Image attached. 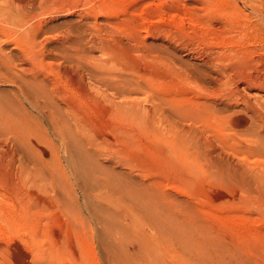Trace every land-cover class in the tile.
Listing matches in <instances>:
<instances>
[{
	"label": "rangeland",
	"instance_id": "obj_1",
	"mask_svg": "<svg viewBox=\"0 0 264 264\" xmlns=\"http://www.w3.org/2000/svg\"><path fill=\"white\" fill-rule=\"evenodd\" d=\"M39 12L21 21L44 56L0 34V264H264V91L222 67L264 73V0ZM31 64L61 98L20 94Z\"/></svg>",
	"mask_w": 264,
	"mask_h": 264
},
{
	"label": "bare ground",
	"instance_id": "obj_2",
	"mask_svg": "<svg viewBox=\"0 0 264 264\" xmlns=\"http://www.w3.org/2000/svg\"><path fill=\"white\" fill-rule=\"evenodd\" d=\"M38 1V0H37ZM49 1H51V0H39V2L41 3L40 5V7H41V9H39V7L37 8V11H36V9H34L35 8V6L34 5H36L35 4V2H36V0H4V2L3 3H0V34H5L6 35V37L8 36L7 34H10V32H12V31H21L23 34H28L30 37H31V39L33 40V42H34V46L33 47H31V48H29V49H24V53L26 54V57L28 56V53H32V55H33V58H36V57H38V56H44V43H43V41H40V42H42L43 43V45L42 46H39L38 44H39V42H36L37 41V38H36V34H37V32H38V29H39V26H38V29H33V27H35V26H33V27H30L32 24V21H31V23H27V22H22L21 20H25L24 19V17L25 16H32L33 17V15L35 14H38V13H40L39 11L41 10H45V9H47V7L49 6ZM79 4V3H78ZM38 6V5H37ZM39 9V10H38ZM91 9V8H90ZM93 10V9H92ZM47 12V11H46ZM34 15V16H35ZM46 15V14H45ZM94 15V14H93ZM37 16V15H36ZM35 16V17H36ZM35 17L33 18V19H35ZM79 19H83V17H82V14H80V18ZM36 21H37V19H36ZM38 21H39V19H38ZM60 21V20H59ZM79 21V20H78ZM233 21V20H232ZM41 23V22H40ZM47 23V22H46ZM238 23V22H237ZM72 24V23H71ZM232 24H234V23H232ZM239 24V23H238ZM228 25V27H230L231 26V22L229 23V24H227ZM240 25V24H239ZM41 26V25H40ZM45 27V26H44ZM237 27V26H236ZM233 28V27H232ZM12 29H14V30H12ZM37 31V32H36ZM71 31V30H70ZM27 32H29V33H27ZM35 32V33H34ZM241 32V31H240ZM31 33V34H30ZM72 33V32H71ZM60 34V33H59ZM61 34H63L62 32H61ZM10 36H11V34H10ZM27 36V35H26ZM38 36V35H37ZM8 38V37H7ZM47 39H48V37H47ZM61 39H62V41L63 42H69L70 40H72V36H71V34L70 33H64L62 36H61ZM60 40V39H59ZM248 46V45H247ZM244 47V46H243ZM0 50L1 51H3V49H2V47H0ZM23 50V49H22ZM216 51V50H215ZM212 52V51H211ZM214 52V51H213ZM219 52V51H218ZM244 52V51H243ZM23 53V52H22ZM24 53L22 54V55H24ZM196 53V52H195ZM220 53V52H219ZM218 53V54H219ZM197 54V53H196ZM247 54H248V52H247ZM10 55V54H9ZM209 55V56H208ZM207 55V53H203V51H202V53H200L199 55H198V58L200 59V62H202V63H205L206 64V62H208V60H210V57L213 55V54H208ZM211 55V56H210ZM25 57V58H26ZM213 57H214V55H213ZM238 57H240V56H238ZM13 58L14 57H11V56H4V55H0V64L2 63L5 67H7V69H11L12 68V64L14 63L13 62ZM28 58V57H27ZM245 58V57H244ZM255 58V57H254ZM20 59V58H19ZM24 58H22V60H23ZM259 59V58H258ZM255 60V59H254ZM260 60V59H259ZM264 60V59H263ZM230 61V60H229ZM228 61V62H229ZM237 61V60H236ZM249 61V60H248ZM247 61V62H248ZM33 62V61H32ZM210 62V61H209ZM242 62V61H241ZM246 62V63H247ZM258 62V61H257ZM260 62V61H259ZM264 62V61H263ZM251 63V62H250ZM255 63V62H254ZM253 63V64H254ZM233 64V63H232ZM247 64H249V62L247 63ZM247 64H245V65H247ZM257 64V63H256ZM214 65V64H213ZM233 65H235V64H233ZM250 66H251V64H249ZM248 65V66H249ZM1 66V65H0ZM78 66H79V64H78ZM217 66V65H216ZM247 66V67H248ZM263 66H264V64H263ZM223 68H224V71L226 72L225 74H224V76H227L226 74H228L227 73V71L228 70H230L231 71V73L230 74H228V77H230V78H234L235 79V81H237V82H241V83H243V84H245V86H247V88H256V89H260V90H262V91H264V73H262V75H257V76H253L252 75V72H246V71H248V69L249 68H247L246 66H244V67H246L247 68V70H246V68L244 69V70H237L236 68V65H235V68H232L231 66H222ZM244 67H242V69L244 68ZM26 68L27 67H23L22 68V70H24V72L25 73H28L27 75H30L29 77H25L24 75H21V74H18L17 73V75L16 76H18L17 78H18V83H19V87L20 88H18L19 90H20V94H24V95H27V94H29V93H31L34 89H39V90H41V95H42V98L44 99V102L45 103H48V102H50V100L52 99V97H54L55 99H57L58 97H60L61 98V93H60V91H58V90H54V88L52 87H50L49 88V85L48 84H50V81H47L46 80V76L44 77V76H41L40 75V73H39V71L37 70V69H35V67L31 64V65H29V69H28V71H25L26 70ZM210 68V67H209ZM264 68V67H263ZM76 69V68H75ZM238 69H240L239 67H238ZM71 70V69H70ZM215 70V69H214ZM77 71V70H76ZM216 71V70H215ZM19 72V71H18ZM80 72V71H79ZM78 72V73H79ZM214 72V71H213ZM216 73V72H215ZM215 73H214V75H215ZM212 74V73H211ZM223 74H222V72H221V74H220V72H217L216 73V75L214 76V80L213 81H215V80H219V79H221V77L223 76ZM26 75V76H27ZM76 75V74H75ZM79 75H80V73H79ZM205 75H206V73H205ZM76 77H77V75H76ZM211 77H213V76H211ZM51 80V79H50ZM78 80V79H77ZM79 80H81V79H79ZM78 80V81H79ZM211 80H212V78H211ZM49 82V83H48ZM51 82H52V80H51ZM215 82H218V81H215ZM220 82V81H219ZM52 84V83H51ZM129 84V83H128ZM51 86V85H50ZM214 87V86H213ZM127 88V87H126ZM214 89V88H213ZM222 89V88H221ZM229 92V91H228ZM240 95H241V98H242V100L241 101H243L244 103H245V105L248 107L249 105H251L250 103H251V101H250V99H249V97L247 98V96H245L244 94H243V92L241 93H239ZM23 96V95H22ZM1 100V99H0ZM20 100H21V98H20ZM228 100V99H227ZM14 101V100H13ZM22 102L23 101H20L19 103H18V101H17V103L19 104V106L22 104ZM3 102H0V108L2 109L3 107H4V105L2 104ZM1 104H2V106H1ZM16 104V103H15ZM6 105H8V103L6 104ZM10 105H12V103H9V106ZM211 105V104H210ZM8 106V107H9ZM18 106V107H19ZM14 107H15V105H14ZM14 107H9V109L10 108H13L14 109ZM18 107H16V108H18ZM6 108H7V106H6ZM22 108H25L24 107V105H23V107H22V105H21V109ZM4 109V108H3ZM20 109V108H19ZM11 110V109H10ZM181 110V109H180ZM179 110V111H180ZM205 110V109H204ZM7 111V110H6ZM5 111V112H6ZM9 111V110H8ZM25 111V110H24ZM23 111V112H24ZM177 111V110H176ZM184 111V110H183ZM185 111H187L188 112V110H185ZM184 111V112H185ZM3 112V111H2ZM13 112V111H12ZM23 112H22V114H23ZM136 112V111H135ZM191 112V111H190ZM189 112V113H190ZM205 112V111H204ZM10 113L11 112H9V115H10ZM16 114H17V109H16V112H15ZM18 113H20L19 111H18ZM26 113H27V111H26ZM25 113V114H26ZM50 113V112H49ZM64 113H66V112H64ZM177 113L179 114V112L177 111ZM180 113H183V112H181L180 111ZM189 113H186V115L185 116H187V114H189ZM201 113V112H200ZM5 114V113H4ZM53 114V113H52ZM56 114V113H55ZM55 114H53V115H55ZM63 114V113H62ZM61 114V115H62ZM21 114H19V116H20ZM28 115V114H27ZM50 115V114H49ZM48 115V116H49ZM53 115H51V116H53ZM64 115V114H63ZM66 115V114H65ZM67 115H70V116H72V117H74V116H76L77 114H76V112H75V110L72 112V113H69V114H67ZM66 115V116H67ZM182 115V114H181ZM5 116H8V114L7 115H5ZM23 116H24V114H23ZM23 116H22V118H23ZM58 117V119L60 118V116L59 115H57ZM69 116V117H70ZM13 117V116H12ZM12 117H10V118H12ZM14 117H15V115H14ZM56 117V116H55ZM188 117V116H187ZM186 117V118H187ZM7 118V117H6ZM9 119V118H8ZM65 119V118H64ZM23 120V119H22ZM211 151V150H210ZM216 152V151H215ZM216 157V156H215ZM219 163V162H218ZM226 163V162H225ZM228 163V168H229V165H230V163L229 162H227ZM230 166H232V167H234L233 165H230ZM223 168V167H222ZM219 169H220V167H219ZM230 169V168H229ZM221 170V169H220ZM222 170H224V169H222ZM228 170V169H227ZM224 171H226V170H224ZM243 171V170H242ZM241 171V172H242ZM227 172V171H226ZM225 172V173H226ZM229 172V171H228ZM231 172V171H230ZM229 172V173H230ZM239 172V171H238ZM228 173V174H229ZM234 173V172H233ZM228 174H226V176L228 175ZM223 176H224V174H222ZM231 175H232V173L230 174V178H231ZM234 175V174H233ZM225 176V177H226ZM243 176V175H242ZM261 177V176H260ZM244 178V177H243ZM239 179V178H238ZM241 179V178H240ZM245 179V178H244ZM244 179H242V180H244ZM245 181V180H244ZM264 188V187H263ZM139 201V200H138ZM146 203H148V202H146ZM145 204V203H144Z\"/></svg>",
	"mask_w": 264,
	"mask_h": 264
}]
</instances>
